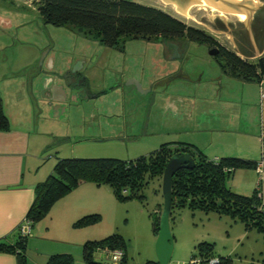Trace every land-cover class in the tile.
<instances>
[{
	"label": "rangeland",
	"instance_id": "1",
	"mask_svg": "<svg viewBox=\"0 0 264 264\" xmlns=\"http://www.w3.org/2000/svg\"><path fill=\"white\" fill-rule=\"evenodd\" d=\"M132 1L158 8L186 25L209 34L211 30L223 28L224 25L231 30L232 24L238 27L240 22L230 12L220 13L209 8L194 7L189 12V16L193 17L191 20L177 14L173 7L160 4L159 0ZM246 1L251 7L254 5L250 0ZM181 42L183 49L179 56L165 55L161 43L141 38L127 37L118 47L109 48L96 41H90L74 26L45 24L38 12L36 0H0V77L13 73L11 80L14 81L21 78L22 74L31 75L32 71L40 68L43 57L49 53L47 66L51 59L55 61L50 76H55L63 83H69V73H80V77L85 78L82 88L90 95L112 88L110 93L103 96L108 101L97 103L101 104L98 106L102 111L106 108L107 112H117L119 115L110 121L112 129L120 132L119 142L110 144L100 141L92 145L87 144V148H83L72 141H62L57 153L59 159L114 158L131 161L148 156L162 145L176 143L191 144L208 159L218 154L259 156L262 147L259 137L258 141L257 138L243 140L242 135H222L217 132L212 134L208 125L198 129L188 115L174 116L165 108L167 96L162 95L164 92L180 94L188 90L194 94L198 90L200 98L197 101L201 103L198 104L197 111L206 115L211 109V103H214L207 100L212 97L211 94L221 92L224 93L223 98H233L236 102H240L243 94V82L222 74L217 60L209 55L207 45L187 40ZM220 43L226 46V42ZM166 72L169 73L167 78H171L170 83L158 87L160 82L156 83L155 80L162 78ZM178 75H186L189 79L176 78ZM80 79L74 80L75 86L79 84ZM133 80L145 85L143 93H138L137 87L130 83ZM149 81L156 85L149 86ZM116 84H120L118 89ZM245 87H248V91L245 90L247 97L255 98L260 95L259 83L247 82ZM258 100L262 101V96H259ZM239 105L227 106L234 109ZM88 111L85 103L71 106L67 118L70 123H65L64 127L69 128L72 134L84 123L86 126L91 124V121L84 117ZM37 116L44 115L39 113ZM101 123L105 124L103 120ZM94 128L97 129L96 125ZM92 130L94 131L93 128ZM51 131L56 130L51 128ZM87 132L93 133L88 130ZM103 133L112 134L104 131ZM96 134L100 135L98 131ZM238 170L240 172H236ZM236 171L225 181L226 186L237 194H250L252 190L249 186L244 189L246 193H243V189H237V183L243 180L240 173L246 174L251 170ZM254 172L256 183L257 174L255 170ZM248 177L253 179V174H246L245 179ZM161 183L160 178L149 180L140 191L142 199L119 200L109 186L97 187L89 195L91 201L85 212H89L87 215H98L99 220L74 228L75 230L64 235L66 237L53 232L48 227V220L44 218L35 223L32 230L39 227L41 235L56 244L65 240L75 242L78 234L83 238V242L99 241L119 235L124 243L126 264L156 262L157 234L153 226L162 210ZM169 225L174 240L169 264H188L193 257L199 260L197 247L201 243L211 244V251L215 256L229 257L233 264H264L263 235L255 228H245L237 218L216 211H192L182 208L171 211ZM105 255L96 252L94 259L103 264L111 263ZM75 261L73 256V264Z\"/></svg>",
	"mask_w": 264,
	"mask_h": 264
},
{
	"label": "trees",
	"instance_id": "2",
	"mask_svg": "<svg viewBox=\"0 0 264 264\" xmlns=\"http://www.w3.org/2000/svg\"><path fill=\"white\" fill-rule=\"evenodd\" d=\"M36 4L45 24L74 26L84 37L105 47H118L127 37L161 44H179L187 40L205 44L208 48L218 47L219 54L214 58L221 71L231 78L257 83L264 79V54L253 63L242 60L232 51L219 47L217 41L205 31L188 26L152 6L132 0H36ZM8 127L9 121L3 113L0 98V128ZM174 154L191 156L194 167L182 168L174 174L171 211L182 208L216 211L237 218L245 228H255L264 237V201L257 197L255 188L251 195H241L230 190L225 182L237 169H254L256 162L236 157L209 160L197 147L186 143L162 145L148 156L131 161L114 158L58 159L52 173L35 186L34 200L26 219L33 226L49 213L55 202L84 183L97 187L109 186L119 200L142 199L140 191L149 180L162 179L165 166ZM160 215L158 213L153 226L155 234L159 230ZM98 220L96 214L84 215L74 222L73 228ZM26 245L27 237L19 235L14 245L0 243V252L13 253L16 264H29ZM211 247L208 243L198 245L199 264H208L211 259H217L216 264H233L229 257L215 256ZM115 250L123 252L120 264H126L124 243L119 235L86 241L81 247L86 264H103L95 261V253L106 254ZM46 264H73V257L70 254L51 255ZM145 264L157 262L148 261Z\"/></svg>",
	"mask_w": 264,
	"mask_h": 264
},
{
	"label": "crops",
	"instance_id": "3",
	"mask_svg": "<svg viewBox=\"0 0 264 264\" xmlns=\"http://www.w3.org/2000/svg\"><path fill=\"white\" fill-rule=\"evenodd\" d=\"M256 1V6H264V0ZM249 16L248 30L253 42L250 48L243 33L237 30L239 26L234 24L231 30L225 27L224 23L223 28L215 27L216 29L208 34L218 42H226L227 48L240 59L253 63L264 54V8L252 10ZM48 65L50 66V63ZM54 66L55 61L52 59L51 69H54ZM12 74L0 77V98L10 118L9 127L0 128V243L9 245H14L19 237L18 229L26 219L34 200L35 186L42 182L47 174L49 176L52 173L59 159L57 153L62 141H72L77 146L87 148V144L92 145L100 141L117 144L120 136V132L112 128L108 131L99 130L92 127V124L86 126L85 123L82 126L77 123L80 129L76 127L77 129L71 134L70 129L64 127L65 123H70L67 119L69 106L66 102L59 101L64 98L61 86L65 88L66 94H69L71 89L58 79L56 82L51 81L49 77L52 76L44 74L42 70L32 71L31 75L23 76L22 74L21 78L14 81L11 80ZM246 83L243 81V94L238 102L239 107L232 110L227 106L229 102L223 104L214 102L210 105L208 116L197 111L200 102L197 101L200 98L198 90H196L198 94L190 92L193 96L180 93L177 94L178 98L171 95L166 98L165 108L172 115L182 117L188 115L198 129L208 125L212 134L217 132L222 135H242L243 140L257 138L259 141L260 138L261 156H243L245 157L243 158L233 154L220 156L218 154L209 160L236 157L257 162L261 157L264 158V79L259 83L258 91L262 101L258 100V95L255 98L247 97ZM73 93L78 92L73 90ZM39 113L44 116H37ZM84 117L86 118V115ZM51 128L56 131L52 132ZM87 130L93 133L89 134ZM96 131L100 135H97ZM103 131L112 132V134L104 135ZM248 170L251 171L246 174L252 173L253 179L249 177L245 179L246 174L240 173L243 180L237 183L238 187L236 186L239 191L243 189V193H246L244 189L248 186L252 192L255 188L254 169ZM96 188L97 186L91 183L81 184L55 202L44 217L48 220V227L53 232L66 237L64 235L67 232L73 231L74 222L89 213L85 212L91 201L89 195ZM252 192L250 191L247 195H251ZM33 227L34 224L27 237L26 245L29 264H46L48 258L55 254H70L75 257V264H86L82 258L81 247L84 242L81 235L78 234L75 237V242L65 240L63 243L56 244L42 236L39 227L34 231ZM0 264H16V256L13 253L0 252Z\"/></svg>",
	"mask_w": 264,
	"mask_h": 264
},
{
	"label": "water",
	"instance_id": "4",
	"mask_svg": "<svg viewBox=\"0 0 264 264\" xmlns=\"http://www.w3.org/2000/svg\"><path fill=\"white\" fill-rule=\"evenodd\" d=\"M250 2H252L254 4L253 7H251L246 0H159L160 4L166 5L169 7H173L174 11L176 13H178L179 15H181L187 19H191V20H193V17L188 16V10L190 8H192L195 4H207V5H211V6H214L216 8H219L222 10H227V11H230V12H233V13L239 15L241 17V21L239 22V29H237V30H240L243 33V35L245 36V38L248 42L249 48L253 45L249 30H248V25L250 22L249 13L252 10H255L257 8H264V6H256V1L250 0ZM171 48H172L173 54L176 56L177 46L171 45ZM217 54H218V50L216 48H212L209 50L210 56L215 57V56H217ZM75 73L76 72L73 71L71 73V75H73ZM49 78H51V81L53 80L54 82H56L57 78L55 76H52ZM176 78L189 79V77L186 75H178ZM41 79H43V78H41ZM83 80L85 81L84 77H82L80 79L79 84L76 86H75L74 81L72 82L71 79H70L69 83H64L71 90H70L69 94H66L65 88H63V86H61V90L63 91L64 98L59 99V101L66 102L68 104L69 108H71V106H73V107L79 106L82 103H85L88 106V101L90 99H96L97 97L104 96V95H106L112 91V88H110V89H107L103 92H100L99 96H97V97L96 96L90 97V95H89V98H82L79 95V88L82 86ZM130 83L137 87L138 93L139 92L143 93L142 92V90H143L142 82L133 80V81H130ZM169 83L170 82L167 81V82H165V85H168ZM148 85L152 86V85H154V82L149 81ZM119 86H120V84H116L115 87L118 89ZM157 86L158 87L163 86V83H159V85H157ZM220 89L223 90L222 87ZM73 90L75 92H78V93L74 94ZM182 94L192 95V94H190V91H188V90H186L185 93H183V91H182ZM222 94H224V93H222ZM222 94H221V92H218V94H216V95L211 94L212 97H208L207 100H209L211 102L219 103V104H223L225 102H229L230 104H238V102H236V100H234L233 98H229L226 96H224V98H223ZM240 98H242V96ZM107 101L108 100L104 99V100L100 101V103L103 104ZM101 104H99V106ZM199 104H200V102H199ZM99 106H98V108H99ZM229 109H231V108L229 107ZM103 110L104 111H102L99 108V111L102 114H105V116L115 118L112 115L111 116L108 115L111 113L107 114L106 108H103ZM232 110H234V109H232ZM114 115H116V114H114ZM193 167H194V160L191 158V156H189L187 154H174L168 160V162L165 166L164 172L162 174L161 193H162V198H163V204H162V211H161L160 221H159V230H158L156 241H155V254H156L157 264H169V262L171 260L172 253H173V244H174L173 241L174 240H173V236H172L170 225H169V218H170L171 207H172V189H171L172 178H173L174 174L177 171H179L180 169H182V168L193 169Z\"/></svg>",
	"mask_w": 264,
	"mask_h": 264
},
{
	"label": "flooded vegetation",
	"instance_id": "5",
	"mask_svg": "<svg viewBox=\"0 0 264 264\" xmlns=\"http://www.w3.org/2000/svg\"><path fill=\"white\" fill-rule=\"evenodd\" d=\"M90 41H92V40H90ZM217 43H218V46L219 47H222V48H224V49H226V50H229L225 45L223 46L220 42H218L217 41ZM162 45V49H163V52L165 53V55H167L168 54V56H172V54H173V51H172V48H171V45H175V46H177V54H176V56H179L180 55V52H181V50L183 49V46H182V42H180L179 44H175V43H168V44H161ZM212 48H216L217 50H218V54H219V48L218 47H212ZM212 48H208L209 50L210 49H212ZM217 54V55H218ZM174 55V54H173ZM48 57H49V53L48 54H46L44 57H43V59L44 60H42L41 61V63H40V68H38L37 70H42V72H44V74H50L52 71H53V69H51V63H52V59H51V61L49 62L50 63V66L48 65L47 66V64H46V62H47V59H48ZM174 57V56H173ZM216 57V56H215ZM48 63V64H49ZM48 67H50V68H48ZM177 73V72H176ZM175 73V74H176ZM222 74L223 75H225V76H227V77H229V78H231L229 75H227V74H225V73H223L222 72ZM68 75H70L71 76V79H72V82L74 81V80H78V79H80L81 77H80V73H75V74H73V75H71V73H69ZM166 75H169V73L168 72H166V73H164L162 76V78H160V79H158V80H156L155 82L156 83H158V82H160V83H163V85H165V82H170L171 81V78H167V76ZM50 76V75H49ZM158 81V82H157ZM162 81V82H161ZM241 82H243V81H241ZM65 83H67V81H65ZM83 84H84V80H83ZM83 84H82V86H83ZM154 85H155V83H154ZM82 86L79 88V95L82 97V98H89V95L90 94H88V92H87V90L85 89V88H82ZM99 94H100V92H98V93H95V94H93V95H90V97H97V96H99ZM163 95L164 96H168V95H171V96H176L177 98H178V96H177V94H174V93H166V92H164L163 93ZM87 96V97H86ZM102 100H104V98H103V96H101V97H97L96 99H90L89 101H88V106H87V109H89V111L87 112V114H85V112H84V114L86 115V119H88V120H90L91 121V124H92V127H95V125H96V128L97 129H99V130H105V129H108L109 130V128L111 129L112 128V126H111V120L112 119H114L113 117L111 118V117H108V116H105V114H102L100 111H99V108H98V103L97 102H100V101H102ZM3 113H4V115H5V117L8 119V121L10 120V118H9V115L7 114V112H6V110H5V108H4V104H3ZM108 113H111V114H108ZM107 114L108 115H112V116H114L115 118L116 117H119V115L117 114V112H107ZM114 114H116V115H114ZM203 115H205V116H208V115H206L205 113L203 114ZM111 118V119H110ZM101 120H103V122L105 123L104 125L101 123ZM10 122V121H9ZM88 125H90V124H88ZM89 127V126H88ZM107 130V131H108ZM106 131V130H105Z\"/></svg>",
	"mask_w": 264,
	"mask_h": 264
},
{
	"label": "built area",
	"instance_id": "6",
	"mask_svg": "<svg viewBox=\"0 0 264 264\" xmlns=\"http://www.w3.org/2000/svg\"><path fill=\"white\" fill-rule=\"evenodd\" d=\"M263 81V80H262ZM254 170L257 174V180L255 183V191L257 193V197L264 201V158L260 159L256 162ZM264 205V202H263ZM32 224L28 219H25L21 225L19 226L18 233L21 237H28L30 235ZM106 253V258L111 263L109 264H120V261L123 257V252L121 250L108 251ZM218 262L217 259H211L208 264H216ZM200 259H192L188 264H199Z\"/></svg>",
	"mask_w": 264,
	"mask_h": 264
},
{
	"label": "bare ground",
	"instance_id": "7",
	"mask_svg": "<svg viewBox=\"0 0 264 264\" xmlns=\"http://www.w3.org/2000/svg\"><path fill=\"white\" fill-rule=\"evenodd\" d=\"M194 7H198V9H199V8H209V9H212V10H216V11H218V12H220V13H223V12H230V11L222 10V9H219V8L214 7V6L207 5V4H195L192 8H194ZM192 8H190V9L188 10V16H189V12H190V10H191ZM173 9H174V8H173ZM230 13H231L232 15H234L236 18H238L239 21H241V17H240L239 15H237V14H235V13H233V12H230ZM177 14H178V13H177Z\"/></svg>",
	"mask_w": 264,
	"mask_h": 264
}]
</instances>
